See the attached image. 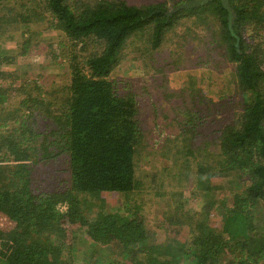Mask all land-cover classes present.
<instances>
[{"label": "trees", "instance_id": "16d2710c", "mask_svg": "<svg viewBox=\"0 0 264 264\" xmlns=\"http://www.w3.org/2000/svg\"><path fill=\"white\" fill-rule=\"evenodd\" d=\"M30 1L37 10L8 8L13 18L7 19L1 12L18 0H0V81H8L0 84V264H78L79 248H85L83 264H264V0H230L231 27L221 0L179 10L199 0ZM18 18L24 25L39 20L67 38L65 60L47 53L68 67L70 83L59 91L46 90L35 74L19 78L5 70L19 56L38 55L31 38L17 50L1 45L5 25ZM178 27H185L181 38H190L188 55L199 66L233 65L243 97L237 121L217 132L214 162L197 164L200 191L192 195L215 194L216 176L239 182L221 205L208 201L200 210L187 209L183 194L179 201L160 186L146 189L139 176L138 158L149 145L140 97L131 88L121 93L113 77L136 33L157 50ZM216 55L222 59L212 60ZM12 91L24 95L15 110L7 107ZM194 91L190 102L198 109L207 100ZM199 122L190 115L186 136L166 135V141L195 157ZM146 190L170 197L163 220L176 235L163 243L150 242L147 214L136 199ZM111 196L121 200L112 211ZM186 226L182 242L176 236Z\"/></svg>", "mask_w": 264, "mask_h": 264}, {"label": "rangeland", "instance_id": "374dc122", "mask_svg": "<svg viewBox=\"0 0 264 264\" xmlns=\"http://www.w3.org/2000/svg\"><path fill=\"white\" fill-rule=\"evenodd\" d=\"M126 1L130 4L141 5L164 1H170L172 4L179 0ZM23 4H27L28 7L22 9ZM6 8L1 12V15L7 16V19L13 18L9 16L8 8H16L20 13L33 12L38 9L36 3L30 0H18V2L8 4ZM13 21L5 25L4 41L1 45L8 50H17L22 43L31 38L32 45L34 48L36 47L38 55L19 56L17 63L14 66L6 67L5 70L18 72L19 78L20 76L25 77L29 73L35 74L46 90L59 91L61 86L68 85L70 74L67 64L63 62L64 65L60 66L57 63L58 57L65 60L63 56L66 54L67 47L64 45L69 43L67 38L60 32L46 30L47 26L39 20L28 25L22 24L19 18ZM184 30L185 27L176 28L173 33L168 35L165 44L157 50L153 49L150 40L148 42L147 38L144 39L142 35L136 33L129 41V45L126 46L122 62L115 70L113 77L116 78L121 93H124L125 89L131 88L140 97L138 100L141 104L142 124L147 130L149 145L143 152L144 154L138 158L141 165L139 176L145 182L146 189L149 187L152 192L151 186H160V189L167 192L169 196L176 195V199L179 201H181L179 195L183 194L184 199H182L184 203L186 202L187 209L200 210L202 206L209 204L208 201L215 200L216 204L220 202L221 205L223 200L227 197L230 198L232 185L239 182V178L236 177L227 180L226 177L216 176L212 180V184L218 186L215 194L212 193L207 199L202 198V193L201 197L192 195L199 194L200 191L197 187L199 182L197 164L208 162L206 164L210 165L214 162L213 156L219 154L217 132L237 121L242 112L243 97L237 85L232 81V77H234L233 65L229 64L220 70L214 67V63H211L209 67L199 66L200 61L194 59L196 55L192 54V57L188 55L189 50L194 46L188 42L190 38H181ZM28 31L29 33H26ZM30 32L33 33L30 35ZM52 45H56V47L51 48ZM56 48H58V53L54 51ZM195 48L197 50L198 45ZM50 52L57 55V59L47 56V53ZM187 58L194 59V61ZM221 59L218 55L212 58V60ZM17 80V86H19L21 80ZM1 83L7 85L8 81H0ZM197 89L202 91L203 95L200 96L207 100L202 102L201 108L198 109L190 102L194 92L196 93L194 90ZM11 95L12 98L7 107L10 110H15L20 106L24 95H18L13 91ZM185 100L186 103H184ZM190 115H194L198 121H201L197 134L198 141H194L192 144L193 149L197 146L201 147L200 150H194L195 157L188 156L182 151L181 146L177 148L174 141L169 142L170 139H178L179 134L182 137L186 136L182 126L186 125ZM159 124L163 133L158 128ZM44 125L41 124V126ZM166 135L169 136L168 141H166ZM209 155L212 158L206 160ZM189 158L191 166L185 168L183 161ZM156 173H159L157 182L154 180ZM208 177L206 176L207 179ZM153 191L155 190L153 189ZM151 192L146 190L136 199L143 206V214L145 213V216L147 214L148 224L151 227L149 230L150 242L163 243L176 235L173 231L174 227L163 220V215L168 210L170 197L159 199ZM120 201V198L116 199L111 196L108 209L115 210ZM216 219H218L217 216L213 218V220ZM188 235L189 228L186 226L176 237L182 242H186ZM79 251L78 264H83L85 248L82 250L79 248Z\"/></svg>", "mask_w": 264, "mask_h": 264}, {"label": "water", "instance_id": "95a60500", "mask_svg": "<svg viewBox=\"0 0 264 264\" xmlns=\"http://www.w3.org/2000/svg\"><path fill=\"white\" fill-rule=\"evenodd\" d=\"M210 1H212V0L192 1V2H190L188 4L178 6L176 8V10H179L181 8H184V7H186V8L198 7V6L202 5V4H206V3L210 2ZM221 2L223 4L224 8L229 12L228 19H229V24H230V27H231L232 20L234 19V13H233L232 8L230 6V0H221Z\"/></svg>", "mask_w": 264, "mask_h": 264}]
</instances>
